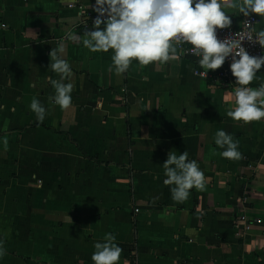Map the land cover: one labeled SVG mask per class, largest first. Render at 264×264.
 Listing matches in <instances>:
<instances>
[{
	"label": "crops",
	"instance_id": "0c3cea01",
	"mask_svg": "<svg viewBox=\"0 0 264 264\" xmlns=\"http://www.w3.org/2000/svg\"><path fill=\"white\" fill-rule=\"evenodd\" d=\"M70 4L0 0V264H92L105 233L116 236L120 264H264V120L227 117L231 92L194 74L204 70L196 56L134 63L117 77L111 52L68 39L92 30L95 0ZM243 17L234 13L231 25ZM62 39L74 73L66 110L49 99V78L59 79L49 53ZM257 75L253 89L264 67ZM33 97L48 110L42 123ZM218 129L239 141V160L219 155ZM170 151H187L207 179L183 203L163 184Z\"/></svg>",
	"mask_w": 264,
	"mask_h": 264
},
{
	"label": "clouds",
	"instance_id": "9594fccd",
	"mask_svg": "<svg viewBox=\"0 0 264 264\" xmlns=\"http://www.w3.org/2000/svg\"><path fill=\"white\" fill-rule=\"evenodd\" d=\"M91 7L98 14L92 30L86 27L82 36L69 34L68 39L82 44L91 53L111 52L109 72L121 77L134 63L141 67L164 65L190 54L198 58L199 68L204 69L199 75L203 76L209 70L221 68L230 58L229 69L236 86L222 97L228 105L227 117L245 125L264 120V81L258 88L248 87L254 80H260L257 73L264 67V55H250L235 36L220 39L217 35L218 29L231 26L234 13L245 17L258 14L260 21H264V0H95ZM6 27L0 22V28ZM245 39L264 48V28ZM65 53L62 39L51 49L48 65L59 76L58 80L49 78L54 89L49 99L61 110L71 106L74 87L71 82L74 73ZM28 107L37 123L45 120L48 110L39 99L33 97ZM212 139L222 149L219 152L222 158H241L239 141L226 130L218 129ZM0 143L7 148L6 138H0ZM162 168L163 184L169 187L172 200L177 203L187 201L191 190L206 188L204 171L197 160L189 159L187 151L179 155L170 151ZM115 241L113 233H105L101 241L95 242L92 264H120L122 249ZM4 243L0 239V259L6 254Z\"/></svg>",
	"mask_w": 264,
	"mask_h": 264
},
{
	"label": "built area",
	"instance_id": "2783aa9c",
	"mask_svg": "<svg viewBox=\"0 0 264 264\" xmlns=\"http://www.w3.org/2000/svg\"><path fill=\"white\" fill-rule=\"evenodd\" d=\"M71 8L77 7L79 9H84L82 5H80V0H73V4H70ZM97 13L94 12L90 14L88 25L92 26L94 19L97 17ZM259 24V18L258 16L252 14L248 17H243L240 25L238 27L231 25L229 28L225 29H218L217 35L220 39L229 38L231 36H235L236 38H239L242 42V46L246 48V50L249 52L250 55H264V48H261V46L258 43H254L252 41H249L248 39H245L248 36H254L255 30H257V26ZM183 47L188 48L189 45H183ZM190 55V54H189ZM194 56V55H192ZM231 60L230 58L226 60L225 67L221 69H217L215 71H209L208 75L205 74L203 76L199 75V73H203L204 70H196V73L199 77L204 78L213 84L229 90L230 92L233 91L234 87L236 86L234 84L235 78L231 75L229 64ZM249 87V86H248ZM241 220L245 221V229L250 230L252 228V223L249 222L248 217L246 215H241Z\"/></svg>",
	"mask_w": 264,
	"mask_h": 264
}]
</instances>
